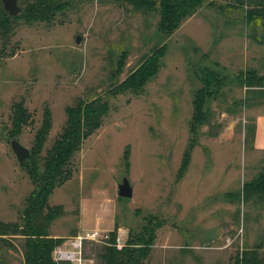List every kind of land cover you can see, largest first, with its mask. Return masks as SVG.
Instances as JSON below:
<instances>
[{"label": "rangeland", "instance_id": "374dc122", "mask_svg": "<svg viewBox=\"0 0 264 264\" xmlns=\"http://www.w3.org/2000/svg\"><path fill=\"white\" fill-rule=\"evenodd\" d=\"M29 1L18 5L24 9ZM60 2L68 7L53 21L19 19L4 53L0 43V221L22 224L34 189L10 146L12 104L23 101L30 114L15 137L29 150L50 114L44 152L61 132L68 106L101 96L111 109L74 155L70 178L49 196L58 214L47 234L62 242L90 229L108 237L114 231L125 244L152 215L163 222L142 264H241L246 250L264 260V192L254 184L264 172V89L249 88L240 76L264 73V44L243 19L264 0H205L168 36L157 30V10L119 0ZM157 46L160 65L143 89L109 95L112 83ZM198 68L225 84L204 86ZM123 177L131 198L117 195ZM15 235L0 237V264H24L25 237ZM108 241L86 244V264L103 263Z\"/></svg>", "mask_w": 264, "mask_h": 264}, {"label": "trees", "instance_id": "16d2710c", "mask_svg": "<svg viewBox=\"0 0 264 264\" xmlns=\"http://www.w3.org/2000/svg\"><path fill=\"white\" fill-rule=\"evenodd\" d=\"M119 1L132 6L136 10H157L159 14L157 30L164 36L171 34L184 19L205 2V0ZM208 3L210 4V2ZM67 5V2L63 3L60 0H31L26 3L25 8L18 16L13 17L3 10L0 0V43L2 53L10 43L11 36L14 34V24L17 20L22 19L27 23L51 22L58 13L63 12L68 7ZM243 19L246 26L251 27L254 31L252 38L256 42L264 44V6L259 4L246 9ZM259 29L263 30L260 34H258ZM162 51L163 49L160 46L152 48L135 71L128 74L121 82L112 83L108 89V94L115 96L125 91L139 93L146 81L158 71ZM123 53L117 59L116 74L121 72L124 65ZM6 54L13 56L15 50H10ZM216 65L219 67L218 63ZM197 70L201 73L204 86L218 81V84H225L221 77L207 71V69L198 68ZM241 73L242 81L249 88L264 89V73L259 74L254 69ZM203 92V89L197 92L195 99V108L198 114H202V105L198 101L200 97H203ZM110 109L111 106L108 100L101 96L87 100H77L66 108V121L61 132L44 152V142L51 126L49 113H45L41 125L35 131L33 143L29 150L30 155L20 163L34 185V189L25 201L22 224L0 221L1 238L6 234H19L25 237L24 264H55L51 258V252L54 246L61 242L62 238H52L47 234V228L52 218L58 214L57 208L48 205V198L56 187L70 178L73 171L72 159L74 155L80 150L83 141L101 126ZM29 120L30 114L23 101L14 102L11 107L9 135L11 137L19 135L29 123ZM254 184L264 192V172L254 180ZM162 222L153 218L152 215L144 217V223L140 229L137 233L130 234L120 249L114 245L116 233L111 231L109 233L110 244L103 248L100 255L102 264H142L149 255L150 246L155 238V230ZM240 261L241 264H264V260L253 250L243 251Z\"/></svg>", "mask_w": 264, "mask_h": 264}, {"label": "built area", "instance_id": "2783aa9c", "mask_svg": "<svg viewBox=\"0 0 264 264\" xmlns=\"http://www.w3.org/2000/svg\"><path fill=\"white\" fill-rule=\"evenodd\" d=\"M110 237L98 229H90L67 237L57 243L51 252L55 264H86L85 246L88 243L108 244ZM114 245L120 249L124 244L115 239Z\"/></svg>", "mask_w": 264, "mask_h": 264}, {"label": "water", "instance_id": "95a60500", "mask_svg": "<svg viewBox=\"0 0 264 264\" xmlns=\"http://www.w3.org/2000/svg\"><path fill=\"white\" fill-rule=\"evenodd\" d=\"M3 10L9 15L16 17L22 12V8L18 5V0H1ZM80 37L75 38V42L79 43ZM11 149L19 163L26 160L30 151L28 148L23 146L15 137L10 141ZM133 194V189L130 181L127 177H123L121 182L117 186V195L122 198H131Z\"/></svg>", "mask_w": 264, "mask_h": 264}, {"label": "crops", "instance_id": "0c3cea01", "mask_svg": "<svg viewBox=\"0 0 264 264\" xmlns=\"http://www.w3.org/2000/svg\"><path fill=\"white\" fill-rule=\"evenodd\" d=\"M261 125H263L262 124V121L259 119L258 120V124H257V128H258V131H259V127L261 126ZM263 130V127H262V129H261V131ZM15 236H18V235H15ZM2 258V256H0V259ZM22 260H23V257H22Z\"/></svg>", "mask_w": 264, "mask_h": 264}]
</instances>
